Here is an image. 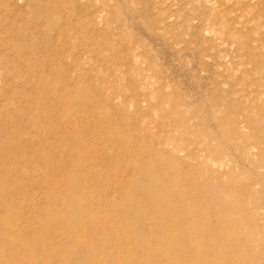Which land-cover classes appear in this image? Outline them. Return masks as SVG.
Masks as SVG:
<instances>
[{
	"label": "rangeland",
	"instance_id": "1",
	"mask_svg": "<svg viewBox=\"0 0 264 264\" xmlns=\"http://www.w3.org/2000/svg\"><path fill=\"white\" fill-rule=\"evenodd\" d=\"M68 27L74 29L70 38L62 32ZM33 40L41 46L23 55L37 69L22 76L30 85L16 84L9 74L24 73L26 61L14 46ZM44 78L55 81V87L40 85ZM0 90V195L8 189L16 195L15 202L0 199V212L17 216L20 200L34 197L42 213L28 209L23 219L31 216L32 227L43 223L53 238L60 231L55 213L65 210L64 219L72 214L64 198L93 202L81 214L88 223L112 214L98 209L101 186L67 193V179L90 182L117 173L125 187L110 195L126 193L134 184L154 186V179L142 175L159 172L149 152L176 159L177 180L201 195L189 198L192 208L211 211L232 201L264 205V0H0ZM57 95L78 119L75 128L65 108H58ZM23 111L28 112L24 117ZM73 135L85 137L92 165L104 174L84 169L86 150L76 152L82 143ZM15 156L16 171L22 173L7 175ZM207 157L224 159V171L213 172ZM38 176L53 181L41 180L33 193ZM181 183L175 177L167 180L157 190L160 199L169 191L181 193ZM235 216V221L241 218ZM129 217L134 221L135 213ZM25 228L21 238L47 234ZM250 230L245 228L242 237ZM79 234L69 233L73 240ZM153 236L180 238L148 235ZM73 240L57 237L50 249L66 256ZM89 241L94 239L84 248ZM261 243L256 248L264 250V238ZM12 248L7 253L16 251ZM125 252L142 256L131 245Z\"/></svg>",
	"mask_w": 264,
	"mask_h": 264
},
{
	"label": "bare ground",
	"instance_id": "2",
	"mask_svg": "<svg viewBox=\"0 0 264 264\" xmlns=\"http://www.w3.org/2000/svg\"><path fill=\"white\" fill-rule=\"evenodd\" d=\"M193 1L203 3L205 0ZM62 30L67 37H72L74 29L68 27L62 28ZM32 31L37 33L38 29H32ZM35 33L32 36H35ZM50 41L48 39L45 42L50 43ZM40 46L41 43L37 40L14 46L13 50L16 54L26 61L24 73L22 70L16 69V72L9 74V76L11 74L14 76L16 84H28L29 82L22 78L23 74H34L37 69V66L30 63L27 57L23 55L24 51H35ZM2 78L3 82L6 83L8 77L3 76ZM31 78L36 79L33 75ZM33 81L36 80H31V82ZM38 82L40 85L48 84L55 87V81L49 78L41 79ZM2 96L3 93L0 92V97ZM55 98L58 108H65V114L71 118V127L75 128L78 119L76 116H72L71 110L63 103L61 96L57 95ZM26 113L28 112L23 111L21 115L24 117ZM46 113L47 111H45ZM37 124L41 125V121L39 120ZM240 127L238 124L235 125L237 131L238 129L240 131ZM73 138L82 143L81 148L76 149V152L83 153L87 148V140L84 136L73 135ZM176 151L184 152L185 150L184 148H177ZM176 151L172 152L175 153ZM84 154L86 155L82 162L84 169L89 167L93 172L99 169V172L105 173V171L92 165L93 160L87 150ZM158 154L157 157H154L153 152H149L150 161L159 169V172L154 175L142 172L143 177L154 179V186L145 183L134 184L128 187L126 193L110 195L109 192L112 189L125 187L124 177H120L117 173L114 176L108 175L106 177L104 175L93 178L90 182L72 176L63 183V186L67 187L65 189L67 193H79L92 185H99L104 195L100 194L95 198L96 203L99 204L98 209L104 212L112 210V214L114 212L113 207H116L117 210H115L116 215L111 214L107 219L93 215L91 222L88 223V219L85 220L81 214L88 208L90 209L94 205L93 202L64 198L62 202L67 209L66 211H72V214L70 218L64 219L65 210L55 213L54 224L60 227L57 237L64 241L65 239L67 241L73 240L71 239L73 235L70 236L69 233L81 232L77 239L73 240L74 249L70 250L66 256L50 249L57 237L53 238L50 235L52 230L49 227L46 228L43 223L32 227L33 218L31 216L28 220L23 219L28 209L34 208L37 213H42V208L34 197L20 200L21 208L17 216H13L12 212L9 215H3L0 212V264H21V262L29 264L26 261L31 262L33 260L41 264H70L69 260L74 264H91L95 259L99 261L97 264H264V250L256 248L264 238L261 237L264 232H262L264 222L261 223V220L264 219V205L257 201L255 203L249 201L248 204L232 201L227 204L221 203L217 209L211 211L202 210L200 207L192 208L189 198L191 196L201 197L200 192L184 189L186 181L181 183L176 177L178 173L176 171L178 166L176 159L166 158L162 152ZM211 159L207 157L205 160L211 170L215 173L223 172L227 162L221 158ZM11 160L13 162L11 167L5 168L9 173L7 175H12L11 173L16 171L18 166L16 156ZM21 171L24 174L27 173L26 170L21 169ZM18 173L22 172L18 171ZM2 177L3 174L0 173V182ZM174 177L183 186V191L181 193L169 191L160 199L162 194L157 191L158 188H163L165 182L174 179ZM36 180L33 188H31L33 193L38 191L36 190L38 182L47 181L50 183V180L53 181L51 177L43 178L41 176H38ZM108 194V199L103 201L102 198L107 197ZM125 197L129 199L127 204H125ZM122 198L124 199L122 200ZM0 199L11 203L15 202L16 195L8 189L3 191ZM52 208L49 206V209ZM224 210L227 211L226 214ZM134 213L137 219L134 218V221L131 222L129 216ZM237 213L241 218L235 221L234 218ZM117 217L119 220H115ZM125 218H128V221L125 222ZM200 223L204 225H200ZM25 227L27 231L32 233L45 230L48 235L45 234L39 239H33L29 235L21 238ZM87 227L89 228L86 229ZM91 227H94V230L90 231ZM247 227H251L252 230L247 237H242L243 231ZM149 234H159L164 237L173 234L179 235L180 238L178 240H158L154 236L148 237ZM91 238L94 239V242L89 241L88 246L84 248L87 240ZM125 245H131L136 251L141 252L142 256L134 257L131 253H126ZM7 247H13L12 249H16V251L7 253ZM22 248H26V254L20 251Z\"/></svg>",
	"mask_w": 264,
	"mask_h": 264
}]
</instances>
